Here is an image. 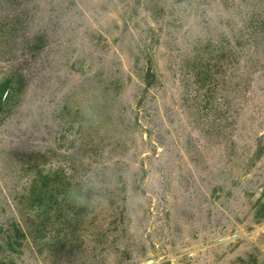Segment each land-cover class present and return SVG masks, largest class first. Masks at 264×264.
<instances>
[{
    "label": "rangeland",
    "instance_id": "374dc122",
    "mask_svg": "<svg viewBox=\"0 0 264 264\" xmlns=\"http://www.w3.org/2000/svg\"><path fill=\"white\" fill-rule=\"evenodd\" d=\"M180 3L0 0V264H264V0Z\"/></svg>",
    "mask_w": 264,
    "mask_h": 264
},
{
    "label": "clouds",
    "instance_id": "9594fccd",
    "mask_svg": "<svg viewBox=\"0 0 264 264\" xmlns=\"http://www.w3.org/2000/svg\"><path fill=\"white\" fill-rule=\"evenodd\" d=\"M175 8L177 10L178 14H184L186 11L187 13L192 14L191 15V24L190 27H192L193 32L196 36H199L201 38H204L207 36L206 30L198 24L199 17H197L194 12L193 8L194 5L189 4V0H181L180 4L175 5ZM205 19H208L210 23H215L217 21V13L214 9H207L206 10V16ZM89 188H92L91 184H86L82 190L80 195H75L74 197L69 199L70 203H73L75 207L78 208H86L88 210L95 209L97 204L103 205L105 202L102 201L99 195L95 194V189H93V195L91 196H85L83 193L87 192ZM98 210V209H96Z\"/></svg>",
    "mask_w": 264,
    "mask_h": 264
}]
</instances>
